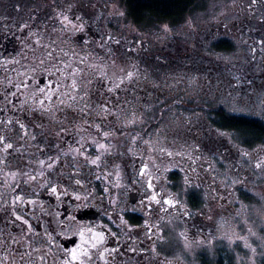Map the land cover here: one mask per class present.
Listing matches in <instances>:
<instances>
[{
  "label": "flooded vegetation",
  "instance_id": "1",
  "mask_svg": "<svg viewBox=\"0 0 264 264\" xmlns=\"http://www.w3.org/2000/svg\"><path fill=\"white\" fill-rule=\"evenodd\" d=\"M20 1L15 2L17 9H0V261L65 264L70 250L82 248L88 252L87 259L80 257L84 264L166 260L158 251L164 213L179 220L182 206H187L184 216L194 224L202 208L194 205L195 187L184 191L182 179L192 176L193 168H180L179 129L165 132L166 138L157 135L164 126V109L178 103V62L172 61L177 66L173 89L166 90L163 71L164 65L171 67L169 61L149 56L147 48H139L136 57L124 51L131 47V36L128 30L123 35L117 30L114 1L42 0V9L23 7ZM106 34L121 43L104 42ZM226 41L234 43L220 38L213 45ZM207 62L206 70H211ZM218 64L222 69V61ZM128 71L137 72L138 79L109 92ZM206 81L208 90V75ZM105 102H110L112 114L102 107ZM222 107L213 106L211 122ZM133 113L141 122L128 124ZM97 126L110 132L109 138ZM214 128L227 130L212 122L203 135L209 143L216 140L209 135ZM7 143L13 148L7 149ZM98 143L110 153L101 154ZM77 147L79 153L73 151ZM97 157L98 164H92ZM143 165L150 176L138 175ZM152 195L173 198L177 207L164 211L151 201ZM180 195L186 203L179 205ZM18 196L22 202L13 203ZM101 234L103 242L93 248L92 235Z\"/></svg>",
  "mask_w": 264,
  "mask_h": 264
},
{
  "label": "rangeland",
  "instance_id": "2",
  "mask_svg": "<svg viewBox=\"0 0 264 264\" xmlns=\"http://www.w3.org/2000/svg\"><path fill=\"white\" fill-rule=\"evenodd\" d=\"M109 1H114L115 15L111 16L117 30L122 35L128 30L131 36L130 46L135 48L132 56L136 57L143 44L149 56L169 61L171 67L164 65L163 71L166 90L173 89L175 78L171 76L177 66L172 61L178 62V103H169V109H164V126L157 135L166 138L165 132L179 129L180 144L176 148L180 168L187 164L193 168L192 176H186L191 182L182 179L184 191L188 186L200 189L205 200L194 224L184 216L187 206H182L179 220L173 219L170 212L164 213L163 240L158 251L167 259L159 258L154 264H264V164L255 167L264 161V141L249 145L243 143L237 131L220 128L209 134L216 139L211 143L203 138L212 128L213 106L264 119V3L198 0L175 20L143 25L128 18L125 0ZM15 2L0 0V9H17ZM22 5L42 9L44 2L23 0ZM117 10L124 15H117ZM165 25L170 31H164ZM220 38L234 41L235 50H215L214 41ZM206 61H210L211 70H206ZM190 62L192 65H188ZM207 75L212 85L208 90ZM223 141L226 146H222ZM181 203L186 200L180 195ZM199 218H204V223ZM245 242L251 248L245 247Z\"/></svg>",
  "mask_w": 264,
  "mask_h": 264
},
{
  "label": "trees",
  "instance_id": "3",
  "mask_svg": "<svg viewBox=\"0 0 264 264\" xmlns=\"http://www.w3.org/2000/svg\"><path fill=\"white\" fill-rule=\"evenodd\" d=\"M131 17L138 23L147 25L156 21L175 20L197 5L198 0H125ZM216 50L233 51L234 43L223 42L214 45ZM212 122L217 127H224L229 131H237L243 143L254 145L264 141V119L238 115L228 110L217 108ZM200 192V193H199ZM201 190H196L195 207L204 205ZM202 205V207H203ZM219 264H223L219 262Z\"/></svg>",
  "mask_w": 264,
  "mask_h": 264
},
{
  "label": "snow or ice",
  "instance_id": "4",
  "mask_svg": "<svg viewBox=\"0 0 264 264\" xmlns=\"http://www.w3.org/2000/svg\"><path fill=\"white\" fill-rule=\"evenodd\" d=\"M257 2V0H250V3L251 4H255ZM261 3H264V0H260ZM111 14V13H110ZM117 15L119 16H123L124 13L123 12H120L117 10L116 12ZM65 20H67V17H65ZM262 23H264V19L261 20ZM164 31H170V29H168V27L165 25L164 26ZM104 39V42H107V41H113L115 44H120L121 41L119 39H116L114 38L111 34H106L105 37L103 38ZM126 43V42H125ZM137 43H140L139 41ZM261 43H264V41H261ZM141 47L142 48H146V45H143L141 44ZM125 52H132V51H135V48L134 47H125L124 49ZM83 62V61H81ZM133 68H135V65H133ZM123 71V69H122ZM73 76L76 75L75 72L72 73ZM133 79H138V76H137V72L135 71H128L125 73V75L123 77L120 78L119 82L115 83V86L114 87H109L108 88V91L109 92H114L116 89H120V86L122 84H124L126 81L127 82H131ZM71 87L75 90L76 89V83L75 81L73 80L72 84H71ZM41 93H43L45 96L48 95V93L45 92V89L44 88H41L39 90ZM73 100L76 99V97H72ZM80 99L82 100L83 97H80ZM40 105L42 108H44V100H41L40 102ZM61 103H63V101H61ZM102 107L104 108V110L106 111V113L108 114H112L111 113V104L110 102H105ZM117 107H119V104H117ZM45 111H47L48 109L47 108H44ZM141 122L139 118L136 117L135 113H133V118L128 120V124H135V123H139ZM8 123H12V121H8ZM19 128L22 132L23 135H27V132L25 130V126L23 124H19ZM98 128V131L99 130V126H97ZM100 135L107 139L109 138V136L111 135L110 132L108 131H100ZM32 139H35V136L32 137ZM0 144H4V137L3 136H0ZM5 147L7 149H12L13 148V145L11 143H7L5 145ZM98 148L103 150V153H110V148L107 147L105 144L103 143H98ZM73 151L79 153L80 152V148L77 147L75 149H73ZM166 155H168L169 157H172L174 154L172 152H167ZM176 155H179V153H176ZM189 159H191V157H189ZM98 160H99V157H97L96 160H92L91 163L92 164H98ZM42 165L44 162H41ZM262 164H264V161H262L261 163L259 164H256L255 167L257 168H260L262 166ZM48 167L51 168L52 167V163H49L48 164ZM169 171L173 170V169H168ZM138 175H140L141 177H145V176H150V172H148V169H147V165H143L138 173ZM30 180H36V177L35 176H30L29 177ZM185 183H190L191 181L185 177ZM148 187L149 188H152L153 185L151 183V180H149L148 182ZM51 191L53 193H55L57 191V189L55 187L51 188ZM151 201L154 202L155 204L157 205H160L161 206V209L164 210V211H167L168 208H175L177 207V202L173 199V198H168V199H164V200H161V199H158L157 198V195H152L151 196ZM16 202H22L20 200V197L18 196L17 197V200L14 201L13 203H16ZM31 203V202H30ZM167 206V207H165ZM186 215H190L189 213H186ZM21 218L19 216H16L15 217V220H20ZM24 224H27L28 222L27 221H22ZM181 236H184L183 233L180 234ZM103 235H92L91 239L94 241V243L92 244V247L93 248H96L97 246V243H101L103 242ZM151 238V237H150ZM186 239V237H185ZM240 239H245V238H240ZM245 247L247 248H251V245L246 243L244 244ZM253 252H255V249H251ZM69 259L65 262V264H84V259H87L88 257V252L86 250H84L83 248L80 249V251L78 252L77 250L75 249H72L70 250L68 253H67ZM80 257H83L84 259H81ZM43 259V257H42ZM0 264H3V261H0Z\"/></svg>",
  "mask_w": 264,
  "mask_h": 264
}]
</instances>
